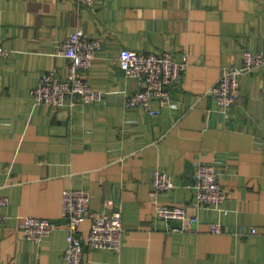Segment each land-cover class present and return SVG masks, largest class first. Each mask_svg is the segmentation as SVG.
Segmentation results:
<instances>
[{"label": "crops", "instance_id": "crops-1", "mask_svg": "<svg viewBox=\"0 0 264 264\" xmlns=\"http://www.w3.org/2000/svg\"><path fill=\"white\" fill-rule=\"evenodd\" d=\"M0 0V194L9 205L0 227V264H66L65 190L83 188L92 212L122 210L124 246L118 253L85 245L84 264H264V65L240 77L242 94L219 112L211 93L221 74L240 68L246 50L264 53V0ZM77 28L99 39L90 85L104 93L91 106L52 108L31 97L40 76L65 75L61 42ZM124 48L170 51L187 70L172 103L128 108L139 90L120 68ZM213 164L227 193L223 212L198 211L195 172ZM174 189L160 200L185 205L200 221L169 234L150 203L154 170ZM60 225L41 244L26 240L19 217ZM223 231L212 234L209 224ZM85 221L79 235L90 233ZM254 231V232H253Z\"/></svg>", "mask_w": 264, "mask_h": 264}, {"label": "built area", "instance_id": "built-area-1", "mask_svg": "<svg viewBox=\"0 0 264 264\" xmlns=\"http://www.w3.org/2000/svg\"><path fill=\"white\" fill-rule=\"evenodd\" d=\"M97 0H76L85 7H93ZM103 47L99 39L89 38L82 28H77L66 40L61 42L58 53L68 59L67 72L61 75L56 71L43 73L31 91V97L38 105L52 108H73L76 105L91 106L104 99V93L95 90L85 74L90 71L98 51ZM0 38V62L9 57ZM120 68L129 78L137 81L139 90L128 96V108H144L151 116L159 111L152 109V101L157 100L162 106L171 104L172 91L181 81L187 70V57L178 61L173 52H137L128 48L121 51ZM264 65L263 52L246 50L240 68L226 69L211 89L218 111L227 112L242 94L240 77ZM153 189L150 203L153 204L156 217L166 222H177L179 226L169 225V234L189 232L192 228L187 223L200 221L198 213L190 215L185 205L163 203L160 197L174 189L172 176L163 169L156 168L152 177ZM196 198L194 206L198 211L217 210L223 212L227 193L219 182L218 168L213 164H200L195 172ZM9 197L0 194V209L9 205ZM91 195L83 188L65 190L62 196V218L68 231L67 245L64 250L66 264H84L85 245L92 250H110L120 252L124 246V221L122 210L108 212L91 211ZM8 217L0 212V227L6 225ZM91 222L90 233L85 237L79 235V229L85 221ZM19 227L26 240L41 244L60 225L47 218L33 216L19 217ZM210 232L220 234L223 231L220 222L209 224ZM254 232V231H253ZM230 264H235L231 262Z\"/></svg>", "mask_w": 264, "mask_h": 264}]
</instances>
